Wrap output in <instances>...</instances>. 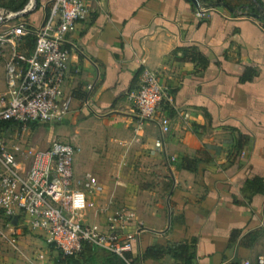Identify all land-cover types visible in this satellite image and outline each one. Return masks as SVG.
Listing matches in <instances>:
<instances>
[{"label": "crops", "instance_id": "obj_1", "mask_svg": "<svg viewBox=\"0 0 264 264\" xmlns=\"http://www.w3.org/2000/svg\"><path fill=\"white\" fill-rule=\"evenodd\" d=\"M35 1L42 7L28 20L39 24L48 0ZM86 1L89 13L68 38L63 91L72 105L59 140L83 146L76 175L105 186L82 221L104 227L126 206L136 218L125 232L145 229L143 251L195 240L200 264L264 255V0H228L233 10L204 18L191 0ZM146 68L167 87L158 118L168 117V133L158 118L135 132L130 95Z\"/></svg>", "mask_w": 264, "mask_h": 264}, {"label": "built area", "instance_id": "obj_2", "mask_svg": "<svg viewBox=\"0 0 264 264\" xmlns=\"http://www.w3.org/2000/svg\"><path fill=\"white\" fill-rule=\"evenodd\" d=\"M207 5L197 8L198 18L217 9ZM35 8V0H29L18 12L0 7V64L5 73L0 122L58 123L71 110L72 97L63 91L70 58L68 38L88 15L87 1L48 0L43 21L36 24L22 20ZM28 37L35 39L32 50L25 48ZM165 96L167 87L157 71L144 69L140 87L130 95L137 112L136 133L144 129L147 121L158 118ZM83 101L91 107L88 95ZM158 119L163 133H168V117ZM14 139L19 141L20 136L0 133V211L6 217L18 216L28 230L39 233L65 255L78 254L89 244L117 255L126 264H146L141 248L145 229L139 226L134 233L125 232L136 218L131 209L119 206L109 213L104 227L82 221L84 212L99 209L97 200L104 197L105 186L90 172L75 174L78 146L53 140L50 146L38 150L20 148ZM20 158L28 160V166ZM114 204L110 198L101 210L107 213ZM239 264H264V255L254 260L243 258Z\"/></svg>", "mask_w": 264, "mask_h": 264}, {"label": "rangeland", "instance_id": "obj_3", "mask_svg": "<svg viewBox=\"0 0 264 264\" xmlns=\"http://www.w3.org/2000/svg\"><path fill=\"white\" fill-rule=\"evenodd\" d=\"M4 75L3 65L0 64V93L2 90H5ZM63 121L58 123H41L34 128L20 129L14 127L9 130L8 135L11 137L15 135L17 138L20 136V143H16V146H20V148H23L25 145L26 147L32 145L36 149L47 148L51 145L53 139L63 140L61 136ZM72 145L75 144L72 143ZM79 147L80 149L74 157L75 174H77V161L79 157L84 158L86 156L85 148L81 145ZM20 159L25 167L28 166V160ZM5 216V213L1 212L0 263L6 259L13 258L25 264H59L58 257L60 252L58 249L53 246L50 247V244L40 234L28 230L24 226L22 219L19 220V223V221L15 222L13 219L6 218Z\"/></svg>", "mask_w": 264, "mask_h": 264}, {"label": "trees", "instance_id": "obj_4", "mask_svg": "<svg viewBox=\"0 0 264 264\" xmlns=\"http://www.w3.org/2000/svg\"><path fill=\"white\" fill-rule=\"evenodd\" d=\"M222 1L228 2V0H220V2ZM248 1L250 3L252 2L251 0ZM256 1L258 4H262V0ZM28 2L29 0H0V7L11 12H18L25 8ZM251 6H253V4H251ZM41 7L42 4L37 2L35 10ZM28 19V15L22 18V20ZM34 41L35 39L33 37L26 38L25 48L32 50L34 48ZM41 123L43 122H32L15 125L13 122L3 121L0 122V133L8 135L9 130L14 127H18L20 129L34 128ZM254 239L255 237L253 236L251 240L253 241ZM52 246L55 247L54 245L50 244V247ZM59 252V264H126L125 261H123L117 255L89 244L85 245L83 250L78 254L65 255L62 251L59 250ZM143 258L146 264L147 262H153L157 264H200L195 240H193L191 243L169 242L166 245L156 244L149 246L144 251ZM237 264H239V262Z\"/></svg>", "mask_w": 264, "mask_h": 264}, {"label": "water", "instance_id": "obj_5", "mask_svg": "<svg viewBox=\"0 0 264 264\" xmlns=\"http://www.w3.org/2000/svg\"><path fill=\"white\" fill-rule=\"evenodd\" d=\"M191 1L196 5L197 8L203 5L202 0H191ZM253 1L255 3H257L256 0H253ZM207 6H209V7L224 6V7L228 8V9H230V10H233V8L227 3V1H222V2H217V3H209ZM257 8H258V10L261 13L264 14V10L261 8V6H258ZM11 219H13L15 222H17L18 221V216H14Z\"/></svg>", "mask_w": 264, "mask_h": 264}]
</instances>
